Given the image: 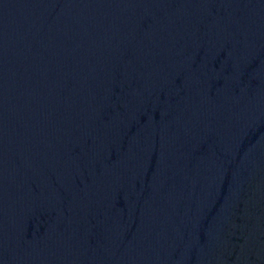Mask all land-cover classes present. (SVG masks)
I'll return each instance as SVG.
<instances>
[{"label": "water", "instance_id": "obj_1", "mask_svg": "<svg viewBox=\"0 0 264 264\" xmlns=\"http://www.w3.org/2000/svg\"><path fill=\"white\" fill-rule=\"evenodd\" d=\"M0 264H264V0H0Z\"/></svg>", "mask_w": 264, "mask_h": 264}]
</instances>
